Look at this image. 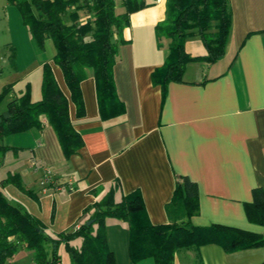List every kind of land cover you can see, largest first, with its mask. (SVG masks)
<instances>
[{"label": "crops", "instance_id": "obj_1", "mask_svg": "<svg viewBox=\"0 0 264 264\" xmlns=\"http://www.w3.org/2000/svg\"><path fill=\"white\" fill-rule=\"evenodd\" d=\"M145 2L129 12L128 22L114 33L123 38L113 74L125 111L99 117L94 78L87 67L80 81L85 113L77 116L73 101H68L83 144L65 156L41 114L40 127L0 136V164L19 174L23 189L11 182L0 184L19 193L14 206L37 215L55 232L78 225L88 214L82 209L115 179L117 197L137 188L149 219L164 222L174 175L183 173L197 185L198 210L190 217L192 223L220 222L264 232V225L249 221L244 209L252 187H264V0H228L231 19L223 53L206 65L189 60L182 79L168 81L164 94L151 72L167 53L169 38L157 35V25L166 20L167 0ZM184 48L192 55L206 52L197 32L185 37ZM46 61L69 96L60 67L51 57ZM40 82L41 75L33 99L40 96ZM14 94L10 90L7 100ZM3 110L6 104L0 114ZM43 166L52 175L44 184ZM105 223L116 264H153L151 257L130 260L125 220L108 216ZM197 253L203 264H256L264 258V244L230 250L215 242L180 247L173 264H192Z\"/></svg>", "mask_w": 264, "mask_h": 264}, {"label": "trees", "instance_id": "obj_2", "mask_svg": "<svg viewBox=\"0 0 264 264\" xmlns=\"http://www.w3.org/2000/svg\"><path fill=\"white\" fill-rule=\"evenodd\" d=\"M119 1L121 10H116V0H7L18 9L22 22L40 45L47 36L51 38L55 49L52 59L61 69L69 96L57 83L50 64L44 61L40 97L31 99L27 88L12 95L6 101L8 115L0 121V136L40 127V115L44 114L63 154L75 152L83 139L69 116L68 101H73L77 116L85 113L80 81L86 76L87 67L94 78L99 117L107 119L125 111L113 74L118 43L123 38L120 35L115 38L114 33H120L128 22L129 12L146 2ZM230 19L228 0H167L166 20L157 25L158 37L169 38L167 53L151 72V80L160 85L162 94L168 81L182 79L189 60H201L206 65L223 53ZM192 32L200 35L205 53L192 55L185 50V37ZM8 88L11 83L5 84L2 91ZM0 182H11L23 189L15 171L7 172ZM117 186L115 179L100 197L82 209V213L88 214L77 227L55 232L48 231L37 215L14 206L0 194V264L8 263L18 245L31 250L30 264H61L60 243L68 253L69 264H116L107 241L108 216L126 221L127 251L133 263L151 257L153 264H173L177 248H198L208 242H215L225 250L264 244V232L220 222L192 223L190 217L198 210V191L196 182L187 174L174 175L172 194L165 203L164 222L149 219L137 188L117 197ZM251 191L252 199L245 203V214L249 221L264 225V187L253 186ZM192 264H203L199 253ZM256 264H264V258Z\"/></svg>", "mask_w": 264, "mask_h": 264}, {"label": "rangeland", "instance_id": "obj_3", "mask_svg": "<svg viewBox=\"0 0 264 264\" xmlns=\"http://www.w3.org/2000/svg\"><path fill=\"white\" fill-rule=\"evenodd\" d=\"M115 6L116 10L122 9L119 0H116ZM54 50L50 37L44 38L40 45L22 22L15 5L7 0H0V111L12 89L18 94L27 88L33 99V88L41 75L42 64L49 57L52 58ZM8 83H11V88L2 91L3 86ZM7 169V163L0 164V176H5ZM0 194L11 204L20 198L17 191L2 184ZM77 241L78 238L74 240L75 243ZM58 252L61 264H69V256L63 243H60ZM31 255V250L18 245L7 264H30Z\"/></svg>", "mask_w": 264, "mask_h": 264}, {"label": "built area", "instance_id": "obj_4", "mask_svg": "<svg viewBox=\"0 0 264 264\" xmlns=\"http://www.w3.org/2000/svg\"><path fill=\"white\" fill-rule=\"evenodd\" d=\"M31 164L33 165L34 168H38V166L35 164L34 160L31 161ZM50 169L48 166H43L42 167V176L40 178V181L42 184L47 183L48 181H50L52 179V175L50 173ZM78 225H76L75 227H77Z\"/></svg>", "mask_w": 264, "mask_h": 264}, {"label": "water", "instance_id": "obj_5", "mask_svg": "<svg viewBox=\"0 0 264 264\" xmlns=\"http://www.w3.org/2000/svg\"><path fill=\"white\" fill-rule=\"evenodd\" d=\"M8 115V111L7 110H3L0 114V121L3 117L7 116ZM90 220H87V222H89Z\"/></svg>", "mask_w": 264, "mask_h": 264}]
</instances>
